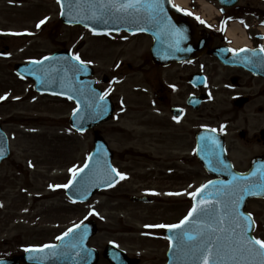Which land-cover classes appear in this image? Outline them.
I'll return each instance as SVG.
<instances>
[{"label": "rangeland", "instance_id": "rangeland-1", "mask_svg": "<svg viewBox=\"0 0 264 264\" xmlns=\"http://www.w3.org/2000/svg\"><path fill=\"white\" fill-rule=\"evenodd\" d=\"M192 6L195 11H201L194 4ZM59 12L57 0H0V124L9 137L12 150L11 157L0 166V205H3L0 207V256L21 253L46 242L56 243L57 237L70 227L92 219L97 220L101 228L93 245L103 248L116 241L127 248L131 239L124 234L125 224L147 222L148 218L138 219L140 215L152 213L154 208L133 205L127 200L131 196L113 191L99 194L88 204H74L66 197L64 188L57 187L72 179L70 169L79 171L82 168L93 149L94 133L73 131L69 119L76 109L75 103L36 93L33 81L19 77L14 66L69 50L94 68L97 80L121 73L125 80L142 81L144 74L140 71L148 69L145 64L146 40L100 36L78 27H66L59 20ZM41 20L46 23L38 28ZM133 84L129 82L127 87ZM134 96L132 92L128 94L130 107L136 111L141 103L138 98H132ZM128 124L126 120L111 122L100 130L112 149L120 152L115 155V162L129 172L137 173L135 181L128 185L131 189L141 177L139 173L145 172L142 167L147 162L136 157L144 156L146 138L142 129H136L130 138V131L116 127L120 125L131 130L133 127ZM183 134L188 133L184 130ZM128 139H133V143ZM184 143V149H188L186 140ZM120 155L124 158L132 155L136 164L117 162ZM188 163L184 167L195 175L185 179L189 185L185 190L192 185L195 188L196 183L202 185L209 177L200 166L191 161ZM188 192L182 196L184 216L190 207L191 193ZM160 197L163 196L155 199ZM117 202H120L119 207L112 205ZM248 210L257 216L260 229L264 230V201L250 202ZM93 212L97 215H92Z\"/></svg>", "mask_w": 264, "mask_h": 264}, {"label": "flooded vegetation", "instance_id": "flooded-vegetation-1", "mask_svg": "<svg viewBox=\"0 0 264 264\" xmlns=\"http://www.w3.org/2000/svg\"><path fill=\"white\" fill-rule=\"evenodd\" d=\"M261 4L264 0H241L238 7L226 11L225 18H256L264 23V7ZM213 33L216 34L213 47L229 49L225 52L227 64H222L215 57L205 56L195 63L159 67L148 56L145 59L148 69L143 80L145 88L136 92L135 96L141 103L140 109L135 111L130 108L131 101L115 98L117 120H126L131 125L137 123L139 126L135 127L144 131L145 153L143 157L137 155L136 158L147 162L142 167L145 172L139 173L141 177L131 189L128 185L131 178L135 181L137 173L129 172L116 163L120 173L127 177L120 178L114 189L117 193L182 195L187 183L185 179L190 175L191 179L194 177V173L191 171L190 174L184 165L189 161L199 164L197 143L204 129H216L212 133L222 136L229 159L239 173L247 172L255 160L264 156V78L253 70L256 67L264 71V62L258 54L241 55V49H257L261 39L254 34L251 36V47H237L225 40L221 33ZM234 52L239 55H234ZM107 83L108 80L104 79L100 86ZM116 127L128 131L120 125ZM184 130L188 133L186 136ZM133 131L128 135L130 138H133ZM185 140L188 149H184ZM128 141L133 143V139ZM119 153L116 152V155ZM118 158L119 163L136 164L132 155L125 158L120 155ZM173 196L178 195L169 197ZM166 200L165 203L161 200L155 202L151 206L154 207L152 213L140 215L142 219L148 218L147 222L135 221L134 225L138 222L144 225L178 223L182 217L181 202L174 198ZM165 231L155 227H147L145 231L135 230L130 240L131 251L127 252L130 264H164L168 249ZM256 233L264 238V230L260 226H257ZM104 255V252L100 253L97 264H111Z\"/></svg>", "mask_w": 264, "mask_h": 264}, {"label": "water", "instance_id": "water-1", "mask_svg": "<svg viewBox=\"0 0 264 264\" xmlns=\"http://www.w3.org/2000/svg\"><path fill=\"white\" fill-rule=\"evenodd\" d=\"M73 1L77 2V0H65L66 14L64 13L62 17L64 21L71 24L75 22L79 23L80 20L86 22L87 17L88 19L91 18L92 10L89 9V5L91 4L90 0H88V6H83V8L77 7ZM69 4L73 5L71 9L68 7ZM102 20L108 22L110 26L107 27V25L102 21L97 22L92 20L90 22L98 24L99 30L112 28V25L115 23L123 24L129 27L134 26V23H144L136 28L140 31L142 28L147 29L146 31L141 32L151 34L156 39V49L154 52L162 59L168 60L167 62L169 63L173 61L193 60L205 52L212 54L210 49V38L207 36H201L193 23L184 15L177 12L170 5L169 0H163V12L160 13L159 23L151 20L147 13H138L135 18L124 17L120 14L112 15L109 13L108 16ZM173 29L179 30V35H177ZM177 41H179L178 47L181 49L179 51L175 48ZM68 59L69 55L63 54L51 60H46L43 64L19 65L17 66V72L24 77L34 79L36 81V89L40 92L72 96V99L75 100L80 107V111L76 113L72 119V126L83 132L87 129L93 128L98 121L105 120L108 117L109 110L103 108L100 102L99 105L101 107L97 108V93L95 91H91V87L89 86L91 83L89 81L81 80L83 77L92 75L91 71L87 69L86 72H73L71 77L72 81L70 78L63 75L62 68H68L69 65H72V62L65 61ZM156 59L160 58L157 57ZM54 60H62L59 63L65 61L66 64H63L62 67L56 68L54 71L51 68ZM73 64L77 65L74 61ZM86 104H88V106ZM96 142L98 145L102 141L97 137ZM99 155L100 152H95L93 154L92 161L89 162L88 168L77 178V184H74L69 189L68 195L71 198L79 201H88L98 192L99 189L96 187V180H98V177L95 173L96 171H100V169L97 168V165L102 164L100 163L101 160ZM8 156V140L0 127V164L3 159ZM95 157H97V159ZM208 164L209 162L207 161L205 163L207 168ZM108 165H110V161H107V168ZM258 166L259 164L255 163L252 172H256L257 174L264 172V166L263 169L257 170ZM251 173L248 175L251 176ZM252 179L254 180L255 177H252ZM231 181L232 176L229 177L227 182L219 181L216 185L218 187H223ZM85 187L87 189V194H85ZM216 191L217 189H213L210 185L209 188L205 189L203 194H201L199 201L197 202V206L204 200L217 201L218 198L214 194ZM255 197H264V195L245 196L244 200L240 204L241 213H244L243 208L245 207L247 201ZM222 207L223 205L221 203L216 204L218 212L222 209ZM202 224L203 220L199 216H193L191 222L185 226V229L194 234L195 231L202 226ZM96 232L94 224L85 225L77 229L76 233L66 237L63 241L60 240L56 249H48L44 253L27 252L23 256L0 260V264H38L37 261L31 258L33 256L44 257L39 264H75L76 262L78 263V261L84 262L87 258L90 261L93 260L94 257L92 256L93 250L88 248V242L90 238L96 234ZM248 235L252 236V231L249 232ZM79 237H83L82 244H80ZM77 245H79V247ZM173 251L180 252L179 257L174 256L173 258L177 264H203V261L193 260L190 252L187 249H181L179 245L175 247Z\"/></svg>", "mask_w": 264, "mask_h": 264}, {"label": "snow or ice", "instance_id": "snow-or-ice-1", "mask_svg": "<svg viewBox=\"0 0 264 264\" xmlns=\"http://www.w3.org/2000/svg\"><path fill=\"white\" fill-rule=\"evenodd\" d=\"M57 3L62 4V0H57ZM69 9L73 7L72 4L68 5ZM91 18H97V12L101 15L105 13L110 14H120L124 17L135 18L138 13H147L148 17L159 23L160 13L163 12V0H94L90 4ZM181 9H177L180 11ZM64 15V12H61ZM185 15H191V13L185 12ZM199 20L200 18L197 17ZM204 23L203 20H200ZM46 20H41L37 27L45 24ZM147 29L142 28L141 31H146ZM177 35H179V30L173 29ZM5 35H23L24 33H4ZM99 35V33H94ZM30 35V33H29ZM179 41H177V51L181 50L178 47ZM231 51V50H230ZM241 51H247L241 49ZM234 55H239V53L234 52ZM52 57H44V60H51ZM77 61V65L83 66L78 67L77 65H71V70L74 72H86L88 62L81 59L79 55L72 57ZM44 61H30L32 64H43ZM102 95H107L102 94ZM68 99H72V96H68ZM2 99H7L3 97ZM97 105V108H100ZM80 111L77 107L73 115H76ZM174 119H177L174 117ZM177 122L179 120L177 119ZM211 132H216V129H210ZM202 140L210 141L209 144H205V151L208 155L215 157L216 165L220 167H228L224 164V161L215 152V148L219 147L218 141L215 137H201ZM200 149H197V153ZM88 161H92V157H88ZM88 164L84 165V168L77 171L76 168L70 169L72 173V180L69 184L60 185L57 187H63L65 189L71 188L73 184H77V178L80 176L84 169L88 168ZM110 168V166H109ZM110 172H114L121 179H126L127 177L120 173L115 168H110ZM252 177H255L253 180ZM82 179V178H81ZM115 181L110 182L109 186ZM213 189H217L214 193L218 200L209 201L204 200L200 202L198 206H193L188 216L185 217L178 224H157V225H146L145 227H155L159 229H166L169 232H177L178 235L175 238L181 249H187L193 260L203 261V264H264V239H257L255 236L248 235L249 232L253 230V225L255 220L251 213L244 214L240 212V204L244 200L245 196H262L264 195V172L257 174L252 172L251 176L246 174L235 175L232 174V181L223 187H218L215 182L209 181L205 184L200 192L208 189L209 186ZM83 187V186H82ZM85 194H87V189L85 187ZM153 195H158L153 193ZM167 195H181L180 193H167ZM193 199L196 198L197 193H193ZM76 203V201H73ZM221 203L223 205L222 209L217 210L216 204ZM3 207V205H0ZM92 215H97L93 212ZM193 216H199L203 220V224L199 227L195 233L185 229ZM81 225H76L74 228L69 229L62 236L57 237L58 240L63 241L66 237L71 234L76 233ZM184 230V231H180ZM168 239L170 243L172 242L171 237H164ZM80 244L83 242V237H79ZM79 247V245H77ZM58 246L55 244H45L40 248H26V252L30 253H44L48 249H56ZM33 260L37 261L38 264L44 259L42 256H33Z\"/></svg>", "mask_w": 264, "mask_h": 264}, {"label": "bare ground", "instance_id": "bare-ground-1", "mask_svg": "<svg viewBox=\"0 0 264 264\" xmlns=\"http://www.w3.org/2000/svg\"><path fill=\"white\" fill-rule=\"evenodd\" d=\"M174 5L178 7H186L189 3V0H172ZM206 8L203 9L204 14L208 18H213L212 8L205 6ZM230 35L235 39V46L240 47L246 44V37L244 36V33L240 30L238 26H233L230 31ZM241 34L240 37H236V34Z\"/></svg>", "mask_w": 264, "mask_h": 264}]
</instances>
